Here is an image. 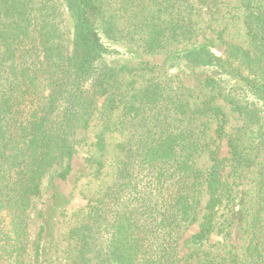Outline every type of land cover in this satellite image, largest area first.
I'll list each match as a JSON object with an SVG mask.
<instances>
[{"label": "trees", "instance_id": "trees-1", "mask_svg": "<svg viewBox=\"0 0 264 264\" xmlns=\"http://www.w3.org/2000/svg\"><path fill=\"white\" fill-rule=\"evenodd\" d=\"M52 1L0 0V212L10 216L9 227L0 217V254L8 264H26V210L43 177L53 169L62 179L70 174L74 136L89 126L100 97L106 129L121 103L118 70L101 62L107 47L96 21L111 37L150 51L188 37L192 28L188 0H66L75 22L67 45ZM246 9L253 48L230 43L226 55L206 46L180 54L189 64L219 68L253 96H226L246 120L229 139L230 157L203 143L197 130L200 116L212 115L219 119L216 138L223 136L228 120L219 105L193 107L159 82L131 93L120 120L130 131L119 144L120 181L93 200L88 220L75 230L73 264H177L184 231L197 222L192 240L202 241L217 229L219 209L232 193L227 161L249 167L264 148V0H246ZM206 85L214 87L215 79ZM95 145L105 151L103 133ZM207 147L212 164L203 171L195 156ZM94 161L103 167L102 159ZM203 188L208 200L200 209ZM257 203L247 259L264 264V167Z\"/></svg>", "mask_w": 264, "mask_h": 264}, {"label": "rangeland", "instance_id": "rangeland-1", "mask_svg": "<svg viewBox=\"0 0 264 264\" xmlns=\"http://www.w3.org/2000/svg\"><path fill=\"white\" fill-rule=\"evenodd\" d=\"M192 28L188 37L177 42L169 41L163 48L150 51L142 42L124 37H111L97 20L107 51L101 62L118 70L121 103L111 115V128L106 129L101 109L104 97L98 99L96 110L86 129H79L74 136L75 153L71 160V172L62 179L53 175L55 169L45 175L40 192L32 198L27 208L26 264H73L79 254L75 230L88 220L94 199L102 196L107 187L115 188L119 182L118 168L124 160L119 144L127 143L130 131L123 129L120 120L124 101L131 93L138 92L151 82L165 84L171 93H180L193 107L205 103L219 105L227 117L223 136L216 138L219 119L201 115L197 130L203 143L219 146L221 156L230 157L229 139L236 130L246 124L242 115L233 111L226 99L228 94L252 100L253 96L219 68L189 64L182 54L192 48L206 46L218 55H226L230 43L253 48L245 23L246 0H188ZM54 11L64 30V42L68 45L73 36L74 19L66 0H53ZM127 23V22H126ZM123 26L125 22L121 23ZM131 25L127 29H131ZM215 79V86L206 85V80ZM48 88H44L47 94ZM43 92V89H42ZM244 98V99H243ZM263 105L262 103L260 104ZM260 106V107H261ZM103 133L106 149L101 152L95 143ZM92 158L93 161H88ZM94 159H102L104 165L98 170ZM197 165L207 171L211 168L209 147L202 148L195 156ZM264 167V148L256 155L255 162L247 167L234 160L227 161L225 175L232 184V193L219 209L217 229L202 241L192 240L198 229L194 223L178 240L177 264H252L247 259V247L252 234L253 219L258 208V186ZM58 166V170H59ZM208 200L205 188L201 192L200 209ZM109 214L114 213V201L110 200ZM203 210L201 211V213ZM6 227L10 226L7 211L0 212ZM0 264H8L0 254ZM106 264H125L115 259Z\"/></svg>", "mask_w": 264, "mask_h": 264}]
</instances>
